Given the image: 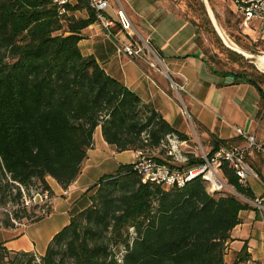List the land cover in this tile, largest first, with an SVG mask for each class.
<instances>
[{
	"label": "trees",
	"instance_id": "16d2710c",
	"mask_svg": "<svg viewBox=\"0 0 264 264\" xmlns=\"http://www.w3.org/2000/svg\"><path fill=\"white\" fill-rule=\"evenodd\" d=\"M184 1L191 21L200 27L196 18L201 15L210 26L199 0ZM65 9L60 16L52 0H0L2 229L34 223L50 213V206L22 207L20 187L28 193L50 194L46 179L51 178L68 189L82 171L97 127L116 152H141L159 163L172 159L169 137L186 140L122 83L107 76L92 56L81 55L80 33L95 23L87 0H76ZM82 11L86 18L71 15ZM198 44L202 48L199 40ZM224 51L227 60L243 68L228 71L219 67L221 63L208 61L211 72L253 86L264 104V72L227 48ZM210 145L214 152L220 145L239 143L211 138ZM158 151L166 157L152 156ZM182 154L188 165L201 163L187 149ZM132 167L123 165L88 189L97 188L90 205L51 239L42 257L9 253L14 264H226L227 242L239 224L238 214L252 206L229 193L208 194V184L200 178L168 191L145 185ZM222 171L238 194L252 200L249 189L239 185L226 165ZM119 247L123 253L117 259L114 248ZM0 251L8 254L2 245ZM249 260L244 245L231 264Z\"/></svg>",
	"mask_w": 264,
	"mask_h": 264
},
{
	"label": "crops",
	"instance_id": "0c3cea01",
	"mask_svg": "<svg viewBox=\"0 0 264 264\" xmlns=\"http://www.w3.org/2000/svg\"><path fill=\"white\" fill-rule=\"evenodd\" d=\"M106 16L115 19L116 0H109ZM139 36L147 41L161 60L160 71L146 63L119 54L114 40L108 38L96 23L80 33L78 48L82 56H92L110 78L122 83L143 105L151 107L173 129L191 142L192 129L207 149L210 140H243L235 130L254 135L264 145V105L258 91L231 75L214 74L198 44L199 27L184 13L183 0H118ZM86 18V12L72 13ZM264 41V34L251 37ZM184 85L177 93L172 85ZM242 141V142H241ZM206 143V144H205ZM137 152H116L103 139L100 127L93 133L82 171L75 181L62 189L56 181L46 179L53 198L50 213L41 220L0 228V245L10 253H31L42 257L51 239L77 213L90 203L92 186L119 167L131 165ZM248 162L255 175L248 183L252 202L264 204V157L252 153ZM64 192L67 194L64 195ZM239 224L230 232L224 262L231 264L245 245L250 260L246 264H264V214L257 208L241 211Z\"/></svg>",
	"mask_w": 264,
	"mask_h": 264
},
{
	"label": "built area",
	"instance_id": "2783aa9c",
	"mask_svg": "<svg viewBox=\"0 0 264 264\" xmlns=\"http://www.w3.org/2000/svg\"><path fill=\"white\" fill-rule=\"evenodd\" d=\"M76 0H52V4L58 9V14H66L65 7ZM90 9L95 14V23L101 27L105 35L114 40L116 50L119 54L146 63L150 68L160 71L161 60L150 44L143 40L134 29L131 21L120 6L118 0L115 19L106 16L110 9L109 0H87ZM234 14L239 31L251 37L264 34V0H232ZM252 33V35H251ZM253 42L259 38L251 39ZM177 92L184 91V85H172ZM264 105V104H263ZM264 109V107H263ZM238 137L243 140L242 145L225 147L220 145L214 152L211 149H203L199 142H196L193 156L199 158L201 163L188 165L187 157L183 156L182 150H191L189 142L168 138L169 155L172 160L168 163H159L152 157L137 152L136 160L132 164L133 171L140 177L141 183L160 187L168 191L172 188L182 189L186 184L196 178L208 184V194L229 193L241 201L257 208L264 214V204L259 200H252L238 194L232 186L227 183L223 175V166L226 165L237 177L239 185L248 188L250 179L255 175L248 162V158L254 152L264 157V145L258 142L254 135H246L240 129L235 130ZM21 206L31 208L33 206L49 207L53 198L48 191L38 190L26 192L20 187ZM67 193L64 192V195ZM45 210H43L44 213Z\"/></svg>",
	"mask_w": 264,
	"mask_h": 264
},
{
	"label": "rangeland",
	"instance_id": "374dc122",
	"mask_svg": "<svg viewBox=\"0 0 264 264\" xmlns=\"http://www.w3.org/2000/svg\"><path fill=\"white\" fill-rule=\"evenodd\" d=\"M186 1L184 2L186 3ZM208 1L216 17L217 24L220 30L222 31V33L226 36V38H228L234 45H236L238 48L242 49L243 51L247 52L248 54H251L253 56L264 54V44H263L264 41L263 40H257V42L255 43L251 40L250 37L244 36L239 31L238 26H237L236 17L234 14V7L232 4V0H208ZM200 3L202 4L201 1ZM202 19H203V16L201 17V15L200 17L196 18V20L200 23L199 41L204 50V54L207 60L211 61V63H213L214 61H216L217 63H221V65L223 66H219V67H224L228 69V71L234 70V69H242L243 68L242 66H238V64L233 63L230 59L227 60L228 56L226 55L224 51L226 47H224V45L222 44V41L219 39L217 34L214 32V29L211 26V23L209 22L210 26L206 25L202 21ZM252 61L254 62V59H252ZM253 66L255 67L256 70L260 71L259 68L256 66V64H253ZM244 69L248 71L253 70L252 68H249V67H244ZM189 138L191 140V142H189L191 150H189L188 153H195L194 148L197 145L196 142H199L202 145L203 149H207L203 141L198 136L195 129L194 130L192 129V133L190 134ZM157 155L164 157V158L166 157L165 154L162 155L159 151L152 153V156H157ZM183 156H186V155L183 154ZM96 189L92 190L93 194L95 193ZM122 251H123L122 247L114 248V252L116 254L117 259L121 258V255L123 253ZM9 253L10 252H8V254H4L3 252L0 251V260L1 258L4 259L2 264H14L15 263V258H13V254H9Z\"/></svg>",
	"mask_w": 264,
	"mask_h": 264
},
{
	"label": "water",
	"instance_id": "95a60500",
	"mask_svg": "<svg viewBox=\"0 0 264 264\" xmlns=\"http://www.w3.org/2000/svg\"><path fill=\"white\" fill-rule=\"evenodd\" d=\"M203 4L206 16L209 20V22L211 23V26L214 29V32L217 34V36L219 37V39L222 41V44L224 45V47H226L228 50L242 56L245 60L249 61L252 64H255L252 59H253V55L248 54L247 52L243 51L242 49L238 48V47H232L226 44L225 40L223 39V37L220 34V28L217 24L216 21V17L214 15V12L209 4L208 0H200ZM260 70V69H259ZM261 72H264L262 70H260Z\"/></svg>",
	"mask_w": 264,
	"mask_h": 264
},
{
	"label": "bare ground",
	"instance_id": "6f19581e",
	"mask_svg": "<svg viewBox=\"0 0 264 264\" xmlns=\"http://www.w3.org/2000/svg\"><path fill=\"white\" fill-rule=\"evenodd\" d=\"M220 34L223 37V39L225 40L226 44L232 47H237L236 45H234L228 38H226V36L222 33V31L220 30ZM257 56V55H256ZM253 56L254 59V63L256 64V66L264 71V54L262 55H258L257 57Z\"/></svg>",
	"mask_w": 264,
	"mask_h": 264
}]
</instances>
